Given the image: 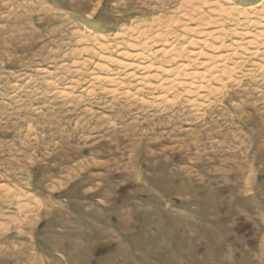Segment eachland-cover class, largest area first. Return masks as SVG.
Masks as SVG:
<instances>
[{"label":"rangeland","instance_id":"rangeland-1","mask_svg":"<svg viewBox=\"0 0 264 264\" xmlns=\"http://www.w3.org/2000/svg\"><path fill=\"white\" fill-rule=\"evenodd\" d=\"M172 1L0 0V264H264L259 94L204 123L42 82L80 60L79 29Z\"/></svg>","mask_w":264,"mask_h":264},{"label":"bare ground","instance_id":"bare-ground-1","mask_svg":"<svg viewBox=\"0 0 264 264\" xmlns=\"http://www.w3.org/2000/svg\"><path fill=\"white\" fill-rule=\"evenodd\" d=\"M157 8L110 34L79 29L72 53L80 60L38 68L47 90L76 99L82 85L84 96L122 104L118 111L128 115L152 108L203 122L212 112L239 113L253 94L264 99V0H173Z\"/></svg>","mask_w":264,"mask_h":264}]
</instances>
